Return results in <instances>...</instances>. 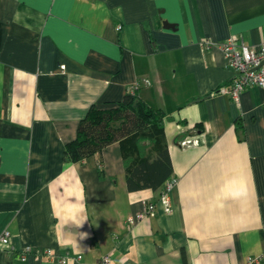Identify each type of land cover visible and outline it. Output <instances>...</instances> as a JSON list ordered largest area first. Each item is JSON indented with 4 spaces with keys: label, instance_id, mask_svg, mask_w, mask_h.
I'll list each match as a JSON object with an SVG mask.
<instances>
[{
    "label": "crops",
    "instance_id": "crops-1",
    "mask_svg": "<svg viewBox=\"0 0 264 264\" xmlns=\"http://www.w3.org/2000/svg\"><path fill=\"white\" fill-rule=\"evenodd\" d=\"M233 35L264 41V0H0V239L11 233L0 264L262 255L264 89L239 104L216 94L235 76L220 46ZM133 87L164 114L171 211L163 187L128 189L120 142L79 163L66 155L90 109ZM147 203L156 216L129 225Z\"/></svg>",
    "mask_w": 264,
    "mask_h": 264
},
{
    "label": "trees",
    "instance_id": "trees-1",
    "mask_svg": "<svg viewBox=\"0 0 264 264\" xmlns=\"http://www.w3.org/2000/svg\"><path fill=\"white\" fill-rule=\"evenodd\" d=\"M164 122V114L144 103L137 89L129 91L115 108L90 109L76 139L67 145L66 155L79 163L120 142L128 189H162L173 175ZM261 234L264 242V229Z\"/></svg>",
    "mask_w": 264,
    "mask_h": 264
},
{
    "label": "built area",
    "instance_id": "built-area-1",
    "mask_svg": "<svg viewBox=\"0 0 264 264\" xmlns=\"http://www.w3.org/2000/svg\"><path fill=\"white\" fill-rule=\"evenodd\" d=\"M121 29V26L118 27ZM205 45H211V42H205ZM221 48L226 57L227 65L235 72L230 85L220 87L216 94L228 95L235 103L240 102L241 94L248 88L259 87L264 89V41L257 46H248L244 43L242 38L238 35H233L224 41ZM137 87H133L130 91L133 92ZM197 144L196 141H187L183 143L184 146L190 144ZM178 184V179L172 177L165 184L164 190L159 198L160 205L163 206L165 211H171V193ZM157 213V204L147 203L145 209L136 217L128 220L129 225H135L137 221H142L147 218L155 217ZM0 244L5 247L11 246V233L4 231ZM36 251L31 247L24 249L18 256L22 261H25L29 254H34ZM51 255V251H46ZM77 264H85L83 257L78 256L76 259ZM102 264H111V255H106L102 259ZM246 264H264V252L257 257H250Z\"/></svg>",
    "mask_w": 264,
    "mask_h": 264
}]
</instances>
